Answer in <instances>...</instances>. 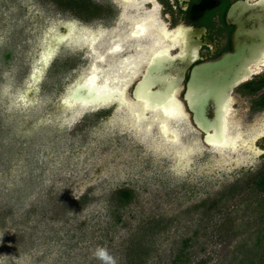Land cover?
Instances as JSON below:
<instances>
[{
  "label": "rangeland",
  "instance_id": "obj_1",
  "mask_svg": "<svg viewBox=\"0 0 264 264\" xmlns=\"http://www.w3.org/2000/svg\"><path fill=\"white\" fill-rule=\"evenodd\" d=\"M66 1L0 0V264H129L141 258L136 243L147 250L144 264H175L182 252L191 264H260L264 194L249 183L264 156L242 139L260 132L254 146L263 149L264 110L254 106L262 92L233 93L239 147L217 150L191 126L200 147L178 154L158 132L143 137L126 107L62 103L93 65L78 38L58 49L30 101L24 94L50 33L68 22L96 31L119 25L120 0ZM164 69L161 61L154 80L169 82ZM145 90L154 102L166 98Z\"/></svg>",
  "mask_w": 264,
  "mask_h": 264
},
{
  "label": "water",
  "instance_id": "obj_2",
  "mask_svg": "<svg viewBox=\"0 0 264 264\" xmlns=\"http://www.w3.org/2000/svg\"><path fill=\"white\" fill-rule=\"evenodd\" d=\"M228 19L230 23L237 26L232 51L194 67L192 65L197 57L192 55L189 47H184L183 52L177 54H172V48L169 54L163 51L151 52L145 60L139 78L134 83L131 93L133 100L128 94L132 83L127 87L125 97L130 102L141 98L151 99V96L145 93L146 88L148 92L162 98L176 93V98L188 115L185 119L203 136L206 145L212 146L215 139L218 142L224 139L226 136L224 131L230 123L228 118L232 112L234 91L252 80L259 74L260 67H264V6L237 4L230 11ZM73 24L68 22L63 25L61 31L48 35L40 65L33 71L24 94V97L30 101L34 98L33 94L40 90L38 85L42 82L43 75L51 65L58 49L68 41L76 40L77 37H67L68 30ZM75 26L77 27L76 24ZM136 30L137 37L143 34L139 33L138 28ZM156 52L159 54L154 55ZM161 61L165 67L163 73L168 74V83L154 80L153 77V71ZM92 67L93 65L87 77L91 75ZM87 77L79 79L65 94L62 103L66 107L89 110L104 109L112 105L120 107L122 94L119 90L99 92L97 83H100V80L96 78V84L89 85ZM168 84L171 86L169 87ZM183 92L184 98L181 100L179 96ZM151 101L154 102L153 99ZM226 145L222 149L236 148L232 144L226 143ZM258 150L264 156V149Z\"/></svg>",
  "mask_w": 264,
  "mask_h": 264
},
{
  "label": "bare ground",
  "instance_id": "obj_3",
  "mask_svg": "<svg viewBox=\"0 0 264 264\" xmlns=\"http://www.w3.org/2000/svg\"><path fill=\"white\" fill-rule=\"evenodd\" d=\"M125 1L128 3L126 2L124 15H122L119 25L113 31H96L89 27H76L75 24L68 30L67 37H77V40L78 38H83L91 48L90 54L93 57V67L91 75L89 77L86 76L87 83L94 85L97 82V78L100 80V83H97L99 92L108 91L109 89L113 91L115 89L119 90L120 94H122L120 95V109L127 106L129 114L131 111V122L138 127L143 137H152L158 132L164 142L168 143L167 145L175 142L174 145H176L178 154L185 155L188 152L197 151L201 144L197 137L198 134L191 130L192 125L185 119L188 115L176 98V93H173L175 96H166L164 100L158 102H152L150 98H141L130 102L125 97L127 87L139 78L149 54L155 51H163L169 54L170 49L177 46L176 42H178V38L182 33L181 31H176L175 33H169L165 30L166 33L164 31V26L157 16L159 12L158 6L152 10H145L143 5L146 2ZM141 24H143V29L139 32L143 33V35L137 37L136 29ZM159 24H161L160 28ZM161 28L163 30H160ZM155 31L157 35H153ZM171 34H173L172 37L169 36ZM170 38L172 39L171 43H174L172 45L168 44ZM160 43L163 44L162 47ZM122 48L123 52L126 50L132 52L134 49L136 53L114 62L109 67L108 72H106L101 63L116 59L120 55L119 50ZM158 54L156 52L154 55ZM98 74L99 77H97ZM80 105L82 107V104ZM229 122L224 131L226 136L219 142L215 139L212 143L213 148L223 150L222 147H225L226 143L235 147L240 146L239 140H241V137L234 134L235 131L232 130L230 125L231 120ZM170 132L174 133L176 137L169 136ZM261 136L262 133L258 132L248 141L242 139L243 145L247 148L258 150L254 146L255 139Z\"/></svg>",
  "mask_w": 264,
  "mask_h": 264
},
{
  "label": "flooded vegetation",
  "instance_id": "obj_4",
  "mask_svg": "<svg viewBox=\"0 0 264 264\" xmlns=\"http://www.w3.org/2000/svg\"><path fill=\"white\" fill-rule=\"evenodd\" d=\"M144 3L145 10H152L159 7L158 17L163 24L164 31L169 33L181 31L177 46L172 50L173 54L183 52L184 47H189L192 55L197 59L192 65L201 64L219 58L230 52L234 47V35L237 26L230 23L229 13L237 4L247 3L249 5H262L264 0H135ZM125 0H120V15H124L126 6ZM128 3V2H127ZM122 16L120 18V21ZM159 24V28L161 27ZM143 29V24L138 27ZM160 30H163L162 28ZM137 32V30H136ZM166 32V31H165ZM140 33V32H139ZM167 33V32H166ZM151 34V33H150ZM143 35V34H142ZM153 35H157L156 31ZM173 34L169 35L172 37ZM152 36V35H151ZM172 39L168 44L172 45ZM175 43V44H176ZM162 43L160 46L162 47ZM122 51V52H121ZM120 50V54L131 56L133 51ZM129 53V54H127ZM127 54V55H126ZM127 57H124L125 59ZM190 71L187 73L189 77ZM184 98V92L182 99ZM188 110V108H187ZM264 149V146H263Z\"/></svg>",
  "mask_w": 264,
  "mask_h": 264
},
{
  "label": "trees",
  "instance_id": "obj_5",
  "mask_svg": "<svg viewBox=\"0 0 264 264\" xmlns=\"http://www.w3.org/2000/svg\"><path fill=\"white\" fill-rule=\"evenodd\" d=\"M66 4L69 7H82L87 6V0H68ZM240 94L245 96H254L256 94H260V97L257 101H255L254 106L260 110H264V74L256 76L254 79L244 83L238 89ZM251 181L249 185H252L255 190L264 194V166L253 176L250 178ZM118 194H122L126 200L130 199L132 193L129 191H121ZM188 244V243H187ZM185 244V246H188ZM257 245L259 246V251L254 253L255 258L260 261V264H264V243L261 239L258 240ZM145 246L142 243H136L133 249L134 252H139L141 258L136 255L130 260L129 264H144L142 258L146 257L147 250L144 248ZM140 260V261H139ZM139 261V263H138ZM192 259L189 258L187 253L182 252L179 256L176 257L175 264H191ZM254 263V262H253Z\"/></svg>",
  "mask_w": 264,
  "mask_h": 264
},
{
  "label": "snow or ice",
  "instance_id": "obj_6",
  "mask_svg": "<svg viewBox=\"0 0 264 264\" xmlns=\"http://www.w3.org/2000/svg\"><path fill=\"white\" fill-rule=\"evenodd\" d=\"M117 51H118V49H117ZM101 255H103V254L101 253Z\"/></svg>",
  "mask_w": 264,
  "mask_h": 264
}]
</instances>
